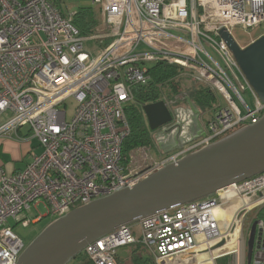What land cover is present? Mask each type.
I'll return each mask as SVG.
<instances>
[{
	"label": "built area",
	"instance_id": "built-area-1",
	"mask_svg": "<svg viewBox=\"0 0 264 264\" xmlns=\"http://www.w3.org/2000/svg\"><path fill=\"white\" fill-rule=\"evenodd\" d=\"M60 1L0 0V118L9 116L0 123V142L36 140L41 148L22 171L8 173L0 164V264H19L27 248L9 221L26 229L40 219L52 223L264 117V103L220 36L264 28V0H93L103 27L90 38L111 39L97 54L73 25L77 11L65 14ZM158 63L180 67L224 105L204 135L182 148L161 157L151 146L127 154V111L135 90L151 81L149 65ZM42 204L47 215L35 216ZM217 209L230 212V221ZM256 209L264 211V174L122 227L84 253L94 264H119L121 251L138 246L156 264H217L231 256L247 264L256 224L251 264H264V220L246 228Z\"/></svg>",
	"mask_w": 264,
	"mask_h": 264
},
{
	"label": "water",
	"instance_id": "water-1",
	"mask_svg": "<svg viewBox=\"0 0 264 264\" xmlns=\"http://www.w3.org/2000/svg\"><path fill=\"white\" fill-rule=\"evenodd\" d=\"M220 36L264 103V35L246 47L239 46L226 30H221ZM143 112L151 132L161 131L165 136L178 129L172 151L204 135L182 139L183 127L173 125L175 118L165 101L145 105ZM263 174L264 117L254 126L187 155L132 189L81 206L50 223L28 245L19 264H71L88 245L122 227L210 198L222 189ZM255 235L256 224L248 242L247 264L252 261Z\"/></svg>",
	"mask_w": 264,
	"mask_h": 264
},
{
	"label": "trees",
	"instance_id": "trees-1",
	"mask_svg": "<svg viewBox=\"0 0 264 264\" xmlns=\"http://www.w3.org/2000/svg\"><path fill=\"white\" fill-rule=\"evenodd\" d=\"M58 4V3H56ZM59 8L61 6L58 4ZM100 22L97 20L96 12L92 8H82L77 11L73 25L79 31L80 35L85 38H90L95 36L97 29L99 28ZM109 44H107L108 46ZM184 74L183 70L175 65H169L166 63H158L150 67L149 75L151 78L148 86L144 88H137L135 90V104L132 105L127 111V117L131 126V135L126 140L124 145L125 153H130L131 151L144 147L151 146L152 142V132L150 131L147 121L145 119V114L143 112V107L148 104H155L163 99V95L166 92L173 94H178L180 91V85L176 82L177 78ZM194 103L199 105V107L206 112H214V105L217 103V95L212 92L209 88L200 89L194 93ZM218 105V103H217ZM214 109V110H213ZM201 110V111H202ZM213 110V111H212ZM211 113V114H212ZM183 110L180 109L177 112L179 117L178 120H183ZM190 122L184 124V130H189ZM133 248L135 249L132 254ZM140 247L133 246L123 251H126V256H132L129 264H156L155 261L146 253H137ZM142 249V248H141ZM143 250V249H142ZM121 256V255H120ZM126 259V258H125ZM229 258L222 259L219 262L221 264H227ZM119 264H123L124 259L119 258ZM72 263L74 264H94L89 260L86 254L81 253Z\"/></svg>",
	"mask_w": 264,
	"mask_h": 264
},
{
	"label": "rangeland",
	"instance_id": "rangeland-1",
	"mask_svg": "<svg viewBox=\"0 0 264 264\" xmlns=\"http://www.w3.org/2000/svg\"><path fill=\"white\" fill-rule=\"evenodd\" d=\"M58 4L61 6V9H63L65 14L76 12L82 8H92L96 12L97 20L100 22L99 28L103 27L101 12L93 4V0H61L60 2H58ZM263 34H264V28L254 30L250 33H247V32H245L239 28L234 29L232 31V37L237 42V44L241 47L248 46L249 44L252 43L253 40L259 39ZM110 43H111V39L106 40V39H103L100 37H97L95 39L88 38L87 41L85 42V48L87 50L97 54V53H99V51L101 49H104L107 46V44H110ZM172 46L177 52H182L185 49V46L180 44V43H173ZM143 50H144V47L141 46L139 48L138 52L143 51ZM150 67H152V66L149 65V68ZM176 80H177L176 82L178 83V85H180V89H179L180 91L178 92V94L172 95L171 93L166 92L163 95V99L168 102L169 106H172L169 108L171 109L172 112H174V114H177V109H182L183 113H185L182 117L183 120L179 121L178 118H176L175 119L176 122L177 123L181 122V123L185 124L188 122L192 123L194 120H196V121H200L201 123L203 122L206 125V123L210 120V116L212 115L211 114L212 112H209L208 110L206 112H203V110L199 107V105L198 104L196 105L194 103L195 99L193 96L194 93H196L198 90L206 89V87L200 81H198L196 78H193V77L185 75V74L180 75ZM243 96L246 99V101L248 102V104H250V105L253 104L252 98H251L249 93H246ZM217 103L224 105V102L222 101V99L220 97H217ZM217 103H215L214 109H215V106H218ZM8 117L9 116L1 117L0 123L2 121L6 120ZM145 119H146V116H145ZM146 121H147V119H146ZM147 125H148V121H147ZM159 132H152V135H151L152 142H153L151 147L153 150V154L156 157H159L160 153L162 151H164L161 149L160 141L158 139ZM34 142L38 143V141H34ZM135 150H133L131 152H134ZM260 211H261L260 209H256L255 211L251 212L248 215L247 220H246V228H248L249 224L252 223L253 221L255 222L257 220H264V211L260 215H258L260 213ZM33 213L35 216L36 215L46 216L47 215V209L42 204L38 207V210L33 211ZM230 216H231V214H230V212H228L226 217H225V221H227V222L230 221ZM49 224L50 223H48V225ZM8 225L13 227L15 232L25 242H28V240L29 241L34 240V238H36L45 229L44 228V229L39 230L36 234L37 236L34 237L32 235V230L30 228L26 229V228H22L20 226H15V223L13 221H9ZM134 250L135 249L133 248L132 254H133ZM137 253H146V251L139 248L137 250ZM126 254H127L126 251L120 252L121 258L124 259L123 264H129L131 257H132L131 255L126 256ZM219 261L217 264H221ZM71 264H74V263H71ZM227 264H234V257L233 256L229 257Z\"/></svg>",
	"mask_w": 264,
	"mask_h": 264
},
{
	"label": "crops",
	"instance_id": "crops-1",
	"mask_svg": "<svg viewBox=\"0 0 264 264\" xmlns=\"http://www.w3.org/2000/svg\"><path fill=\"white\" fill-rule=\"evenodd\" d=\"M102 29V28H101ZM98 32H96L97 34ZM107 32H105L106 34ZM95 34V35H96ZM180 109H177V112H179ZM197 124V130L191 131L184 130L181 133L182 139H191L194 136H200L204 134V127L205 124L200 121H198ZM180 124L182 127L184 126L183 123H177L175 121V125ZM178 129H175L170 135H163L160 131L158 134V139L160 141L161 149L167 150L166 147H162V144L164 145V142L166 144H174L175 138L177 136ZM168 138L170 140H168ZM33 140L31 143L28 142H15L11 140H2L0 142V164L4 167L6 172L8 173H14L18 171L24 170L29 163L32 161V153L39 154L41 152V148L39 146V143H35ZM162 153V154H161ZM159 157H161L165 152H161Z\"/></svg>",
	"mask_w": 264,
	"mask_h": 264
},
{
	"label": "flooded vegetation",
	"instance_id": "flooded-vegetation-1",
	"mask_svg": "<svg viewBox=\"0 0 264 264\" xmlns=\"http://www.w3.org/2000/svg\"><path fill=\"white\" fill-rule=\"evenodd\" d=\"M176 121V120H175ZM174 121V122H175ZM198 123H197V121L196 120H194L191 124H189V129L191 130V131H193V130H197V127H198V125H197ZM173 125H175V123L173 124ZM182 129H184V126H183V128ZM168 140H170L169 138H168ZM172 146H173V144H171V143H169V144H166L165 142H164V145L162 144V147H166V149L167 150H164L163 152H165L166 154H169V153H171L172 152ZM174 151V150H173ZM48 223H49V220L48 219H40V220H38V221H36L35 223H32L30 226H29V228L32 230V235L35 237V236H37L36 234H37V232L39 231V230H41V229H44V228H46V226L48 225ZM31 235V236H32ZM35 239V238H34ZM33 240H28V242H25L26 243V246L28 247V245L32 242Z\"/></svg>",
	"mask_w": 264,
	"mask_h": 264
},
{
	"label": "bare ground",
	"instance_id": "bare-ground-1",
	"mask_svg": "<svg viewBox=\"0 0 264 264\" xmlns=\"http://www.w3.org/2000/svg\"><path fill=\"white\" fill-rule=\"evenodd\" d=\"M235 203H236V202H235ZM217 216H218V218H220V219H224V218H225L224 213H223L220 209H217Z\"/></svg>",
	"mask_w": 264,
	"mask_h": 264
}]
</instances>
